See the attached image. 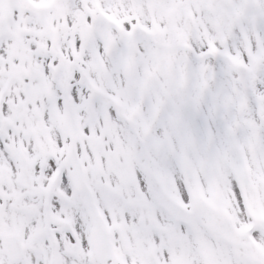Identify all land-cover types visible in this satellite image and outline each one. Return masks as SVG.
<instances>
[{
	"label": "snow or ice",
	"instance_id": "snow-or-ice-1",
	"mask_svg": "<svg viewBox=\"0 0 264 264\" xmlns=\"http://www.w3.org/2000/svg\"><path fill=\"white\" fill-rule=\"evenodd\" d=\"M0 264H264V0H0Z\"/></svg>",
	"mask_w": 264,
	"mask_h": 264
}]
</instances>
